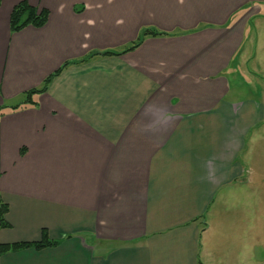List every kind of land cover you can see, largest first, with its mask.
<instances>
[{"label": "crops", "instance_id": "0c3cea01", "mask_svg": "<svg viewBox=\"0 0 264 264\" xmlns=\"http://www.w3.org/2000/svg\"><path fill=\"white\" fill-rule=\"evenodd\" d=\"M20 1L0 0V245L57 244L0 264H252L262 219L235 212L262 211L240 155L247 137L264 147V92H230L237 75L264 87V0H26L47 20L11 33ZM144 28L186 33L68 65L11 109L65 61L121 52Z\"/></svg>", "mask_w": 264, "mask_h": 264}, {"label": "rangeland", "instance_id": "374dc122", "mask_svg": "<svg viewBox=\"0 0 264 264\" xmlns=\"http://www.w3.org/2000/svg\"><path fill=\"white\" fill-rule=\"evenodd\" d=\"M263 30L264 33V28L262 29L260 26V33ZM178 32V31H176ZM175 36V35H173ZM263 36L260 37V42L263 40ZM253 44H251V39L249 42H247V47L252 46ZM234 82H243L242 79L237 75L235 78L232 77L231 78V83H232V89L230 92V95L234 96H245L248 92H254L253 94H256L255 92H259L260 94H262V92H264V87L261 85H253L250 86L249 89L247 88L248 85L247 84H239V85H234ZM260 83V82H259ZM250 85V84H249ZM255 136V135H254ZM259 136V135H258ZM259 143L258 144H262V142L264 143V139L258 140ZM251 142L253 141H249L248 137L246 138V145L249 146L251 149L248 153H246L245 149L242 152V154L240 155L241 161H243L244 158H248L245 161L248 162V166L249 168H254L256 173H254V176H248L246 178L245 174L240 178V182L243 183V187H244V191L247 194L248 198H251L252 201L249 203H246V205H252L253 207H259L262 206V211L261 213H258L257 215H255L254 210H252V216L249 214V210L248 209H237L235 212V217L237 218V224L240 225L242 223L245 222L244 217H247V224H251L252 226L254 225V223H257L259 221H257L256 219L258 217H260L262 220V224H263V230L261 232L260 235H256L252 232V244H253V248H252V254L254 256V261L252 262V264H264V147H259L258 149H256L257 147L252 145ZM245 185V186H244ZM262 202V204L260 205L258 202ZM237 206H240V204H238ZM229 213H227V210L219 209L218 211V215L216 217H219L220 219L226 220V216L229 217ZM257 216V217H256ZM216 219V218H215ZM213 219V220H215ZM217 221V220H215ZM255 227H253V229L251 228L248 231L247 237L249 235L250 231H254ZM245 256L247 258L251 257V249L248 250L245 253Z\"/></svg>", "mask_w": 264, "mask_h": 264}, {"label": "trees", "instance_id": "16d2710c", "mask_svg": "<svg viewBox=\"0 0 264 264\" xmlns=\"http://www.w3.org/2000/svg\"><path fill=\"white\" fill-rule=\"evenodd\" d=\"M75 11L80 12L82 10V6H75ZM48 12L45 9H42L40 11H37V9L33 6H31L26 0H22L18 2L12 9V12L10 14L9 18V28L10 32H16L19 31L20 29L24 28L27 25H32L34 27H41L44 25V23L47 20ZM186 32L178 31V32H165V31H160L157 29H152V28H144L142 29L136 40L130 44L127 48H125L121 52H114L110 50H105V51H95L89 53L86 58H82L80 60H68L65 61L60 65V67L54 71L52 74L47 76L40 87L32 89L24 94V100L14 106L11 107V109H16L19 108L21 105L24 104H35V102L31 99V95L34 94H39L47 90L48 85L51 83L52 79L57 76L64 68H66L68 65L71 64H76L78 62H83L91 57L101 55V56H106V55H115V54H121L130 50L135 49L137 46H139L144 38L148 36L152 37H157V36H173V35H180L184 34ZM5 107L0 106V116L3 114ZM7 211V206L4 203L0 204V226H5V214ZM57 241H51L46 238L45 232H43L42 239L38 242L34 243H20V244H13V245H8V246H3L0 245V252L6 251L9 248H17V247H23V246H33L36 248L44 247V246H50V245H56Z\"/></svg>", "mask_w": 264, "mask_h": 264}]
</instances>
